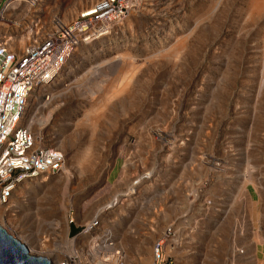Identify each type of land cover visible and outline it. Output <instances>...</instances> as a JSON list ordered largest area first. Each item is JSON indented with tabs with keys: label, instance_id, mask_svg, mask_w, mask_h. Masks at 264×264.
<instances>
[{
	"label": "rangeland",
	"instance_id": "374dc122",
	"mask_svg": "<svg viewBox=\"0 0 264 264\" xmlns=\"http://www.w3.org/2000/svg\"><path fill=\"white\" fill-rule=\"evenodd\" d=\"M100 1L9 11L0 40L18 52L36 29ZM36 98L28 117L50 121L64 169L23 182L0 211L30 255L64 245L72 212L79 231L100 214L128 264H151L172 224L173 264H264V0H130L128 16L81 45ZM204 198L212 205L198 206ZM186 213L197 215L179 227Z\"/></svg>",
	"mask_w": 264,
	"mask_h": 264
},
{
	"label": "built area",
	"instance_id": "2783aa9c",
	"mask_svg": "<svg viewBox=\"0 0 264 264\" xmlns=\"http://www.w3.org/2000/svg\"><path fill=\"white\" fill-rule=\"evenodd\" d=\"M37 3L38 0H0V21H7L9 11L19 15L31 9L35 12ZM129 3L130 0H102L81 10L67 24L53 21L50 32L39 36L36 29L28 44L18 52L6 40H0V211L12 207L10 203L23 182L48 178L64 169L65 155L51 143L47 127L50 121L33 127L29 109L35 104L36 95L56 81L81 45L105 37L114 24L128 16ZM43 97L48 100L49 94ZM211 205L206 198L198 204ZM192 215L197 213L183 214L179 227L188 226ZM67 223H75L72 212ZM177 231L175 225H170L152 245L151 264H173L163 245ZM235 252L244 253L238 248ZM46 253L50 264H128L124 251L112 238L111 230L104 227L98 213L77 234L70 236L68 231L64 245Z\"/></svg>",
	"mask_w": 264,
	"mask_h": 264
},
{
	"label": "water",
	"instance_id": "95a60500",
	"mask_svg": "<svg viewBox=\"0 0 264 264\" xmlns=\"http://www.w3.org/2000/svg\"><path fill=\"white\" fill-rule=\"evenodd\" d=\"M0 264H50L43 258L32 256L23 244L0 227Z\"/></svg>",
	"mask_w": 264,
	"mask_h": 264
},
{
	"label": "bare ground",
	"instance_id": "6f19581e",
	"mask_svg": "<svg viewBox=\"0 0 264 264\" xmlns=\"http://www.w3.org/2000/svg\"><path fill=\"white\" fill-rule=\"evenodd\" d=\"M150 3H149V6H153V4H152V1H149ZM250 15V14H249ZM248 17V16H247ZM108 97V96H107ZM45 179H47L46 177H44ZM135 184H137V183H133V185L132 186H134ZM128 188V187H127ZM132 189V188H131ZM135 191V190H134ZM131 193V190H128V192L127 193H124V194H122V196H124V197H126V196H128L129 194ZM116 202H118L117 200H114L110 205H107V206H104V208L105 209H110V208H112L113 207V205H115L116 204ZM0 227H1V225H0ZM1 228H3V227H1ZM10 235V234H9ZM11 236V235H10ZM111 236H112V238L114 237V235H113V232L111 231ZM20 237V236H19ZM16 238V237H15ZM17 241H19L21 244H23L24 246H25V248L29 251V254L30 253H32V252H34V250L31 248V247H29L27 244L28 243H26V242H24V241H22L21 239H16ZM46 252L47 251H45V250H40L39 251V253H41V254H44V256H43V258H45V259H47L49 262L51 261L50 260V257H48L47 256V254H46ZM35 253V252H34ZM38 253V254H39ZM41 254H39V255H41ZM37 255V254H36ZM142 259V258H141ZM141 262H146L144 259L141 261ZM148 262V261H147ZM149 264V263H148Z\"/></svg>",
	"mask_w": 264,
	"mask_h": 264
},
{
	"label": "crops",
	"instance_id": "0c3cea01",
	"mask_svg": "<svg viewBox=\"0 0 264 264\" xmlns=\"http://www.w3.org/2000/svg\"><path fill=\"white\" fill-rule=\"evenodd\" d=\"M100 210H101V208H100ZM87 222H85L84 224H82V226H84ZM78 227H79V225H77V223H73L72 227L69 229V235H75V234H77L79 232Z\"/></svg>",
	"mask_w": 264,
	"mask_h": 264
}]
</instances>
